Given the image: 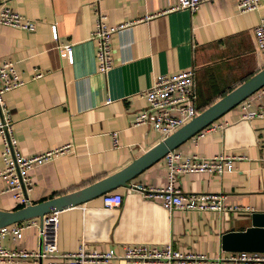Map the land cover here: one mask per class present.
I'll return each mask as SVG.
<instances>
[{
	"label": "crops",
	"instance_id": "1",
	"mask_svg": "<svg viewBox=\"0 0 264 264\" xmlns=\"http://www.w3.org/2000/svg\"><path fill=\"white\" fill-rule=\"evenodd\" d=\"M236 1L203 0L191 11L172 8L176 0H0L34 21L31 30L0 23V58L13 59L24 79L4 92L17 147L28 155L69 144L65 152L28 169L32 180L28 201L45 200L94 182L161 140L149 122L134 121L147 102L142 91L156 74L194 67L198 113L262 68L264 53L253 25L264 14V0L258 8L244 11L238 10ZM99 14L105 15L108 25L118 26L111 36L112 65L103 72L97 69L96 40L91 33ZM58 43L71 45V61L60 54ZM36 70L43 73L34 76ZM253 91L246 95L252 97L251 107L259 102ZM199 132L203 134L198 137ZM1 149L0 135V168ZM171 149L182 154L232 155L230 170L181 171L174 184L182 192H221L224 205L248 210H168L159 196L145 195L136 183L156 188L167 181L164 153L125 183L108 189L122 196L114 206H103L102 192L6 223L33 219L17 234L5 233L1 242L43 254L0 264H47L50 259L66 264V253L80 244L89 251L112 247L121 253L124 244L159 245L168 240L181 251L204 254L197 264H234L225 257L231 250L222 247V233L248 226V212H264V120L242 117L237 102ZM4 187L0 175V209L13 210L26 203ZM83 264L160 263L112 256L89 257Z\"/></svg>",
	"mask_w": 264,
	"mask_h": 264
},
{
	"label": "built area",
	"instance_id": "2",
	"mask_svg": "<svg viewBox=\"0 0 264 264\" xmlns=\"http://www.w3.org/2000/svg\"><path fill=\"white\" fill-rule=\"evenodd\" d=\"M203 0H176L172 8L186 7L195 10ZM239 11L258 8L261 0H237ZM0 23L20 26L31 30L34 28V21L26 17L17 10L11 9L8 5L0 2ZM118 26H110L105 20L104 14H99L96 25L91 31L96 40L95 56L97 59V69L105 71L112 65L111 57V36ZM253 30L258 47L264 53V14L253 25ZM53 37L57 38L56 28L52 26ZM60 54L66 56L68 61L73 58L72 48L69 43H58ZM42 70H36L33 75L39 76ZM195 68L188 67L171 73H158L149 86L142 91L146 98V105L136 112L134 121L149 122L164 138L173 130L189 120L197 113L195 105L194 90ZM24 79L20 76L16 68L15 61L10 58H0V135L2 139L1 158L3 166L0 168V175L5 179L3 190L11 191L13 197L21 202H27V191L32 186L31 176L28 169L34 164L44 162L55 155L69 149V144H61L47 148L32 154L25 155L17 147L13 134L12 120L5 104L4 92L14 86L20 85ZM254 97L259 102L251 107L252 97L245 96L238 101L241 108V116L245 118L259 117L264 120V83L253 91ZM203 133L199 132L197 136ZM113 144H117V133L111 132ZM165 164L167 181L162 187L145 188L140 183H136L139 188L145 190L147 196H159L161 203L168 209L173 208H232L238 210H248L245 206H226L221 202V192L210 191H190L182 192L174 184L177 173L181 171L207 170L209 172H223L232 168V155L215 153L208 156L199 155L195 152L182 154L181 152L169 149L165 152ZM121 194L114 191H104L102 193L103 206L111 207L121 201ZM34 222L33 219L22 220L12 224L0 225V261L14 260L20 256H40L43 252L28 249L25 247H7L2 244L1 238L7 232L17 234L19 230ZM69 261L66 264H83L86 258H108L112 256H122L127 260H139L144 263L160 264H197L204 254L191 251H181L174 247L171 241L162 244H147L145 242L124 244L121 253L110 247L105 251L96 249L86 250L82 244L77 250L66 253ZM234 264H264V250L237 249L231 250L226 256ZM47 264H58L54 259H50ZM217 264V263H215Z\"/></svg>",
	"mask_w": 264,
	"mask_h": 264
},
{
	"label": "water",
	"instance_id": "3",
	"mask_svg": "<svg viewBox=\"0 0 264 264\" xmlns=\"http://www.w3.org/2000/svg\"><path fill=\"white\" fill-rule=\"evenodd\" d=\"M263 82L264 66L200 110L124 167L83 187L63 194L34 203L27 201L24 205L13 210L0 209V225L35 215H42L45 212L84 201L120 183H125L148 163L173 148L177 143L204 126L222 111L237 103ZM247 214L251 218V223L248 226L244 229H230L222 233L221 245L224 249L264 250V212L252 211Z\"/></svg>",
	"mask_w": 264,
	"mask_h": 264
}]
</instances>
